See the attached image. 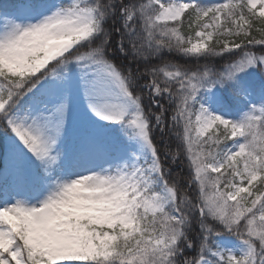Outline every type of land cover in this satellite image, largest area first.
<instances>
[{
    "label": "snow or ice",
    "instance_id": "snow-or-ice-1",
    "mask_svg": "<svg viewBox=\"0 0 264 264\" xmlns=\"http://www.w3.org/2000/svg\"><path fill=\"white\" fill-rule=\"evenodd\" d=\"M0 264H264V0H0Z\"/></svg>",
    "mask_w": 264,
    "mask_h": 264
},
{
    "label": "trees",
    "instance_id": "trees-1",
    "mask_svg": "<svg viewBox=\"0 0 264 264\" xmlns=\"http://www.w3.org/2000/svg\"><path fill=\"white\" fill-rule=\"evenodd\" d=\"M183 30L185 31V34H187V28L185 27ZM168 59H171V60H180L181 58L178 57V56H175V55H171V56H168ZM180 167H182V165H180V163L177 162V165L175 166L174 171L178 170ZM186 171H187V169L185 168V172Z\"/></svg>",
    "mask_w": 264,
    "mask_h": 264
}]
</instances>
